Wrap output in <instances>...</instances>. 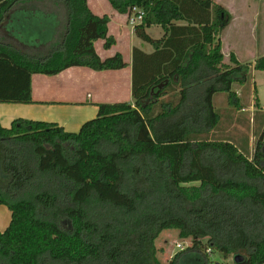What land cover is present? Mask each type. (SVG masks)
I'll return each mask as SVG.
<instances>
[{
    "label": "trees",
    "instance_id": "16d2710c",
    "mask_svg": "<svg viewBox=\"0 0 264 264\" xmlns=\"http://www.w3.org/2000/svg\"><path fill=\"white\" fill-rule=\"evenodd\" d=\"M107 1L121 15L144 11L134 32L154 52L133 49V103L98 104L97 117L77 133L25 119L0 124V206L12 215L0 231V264H210L208 249L234 255L233 264H264L258 99L253 120L260 130L251 151L249 137L239 146L215 136V96L226 95L242 111L233 86L248 80L247 66L233 54L230 65L224 62L219 36L228 11L213 0ZM33 2L64 8L62 38L52 41L56 16ZM37 15L44 17L31 21L39 34L27 46L9 26ZM51 23V35L41 40L46 28L39 25ZM4 24L16 43L0 42V104L33 103L32 75L128 66L120 53L104 60L97 54L95 42L104 40L109 50L115 39L108 16L95 15L88 0H0ZM154 26L164 36L151 37ZM253 69L264 72V56ZM167 230L190 244L164 263L156 243Z\"/></svg>",
    "mask_w": 264,
    "mask_h": 264
},
{
    "label": "crops",
    "instance_id": "0c3cea01",
    "mask_svg": "<svg viewBox=\"0 0 264 264\" xmlns=\"http://www.w3.org/2000/svg\"><path fill=\"white\" fill-rule=\"evenodd\" d=\"M106 1L107 0H97V2L99 3L94 5V3H91V0H88V6L95 15L100 17H103L105 15L108 16L109 36H113L115 39V44L109 50L104 49V40H98L97 42H95L96 52L103 60L112 57L117 53H120L128 66L121 70H109L100 72L93 71L89 68L84 67H73L61 72L56 76H45L40 74L32 75L31 95L33 103L26 105L0 104V124L3 128H10L12 122L16 119H25L39 122L55 123L63 127L65 131L74 133L76 130L81 129V127L86 122L97 117L98 104L117 102L133 103V49L138 48L139 50L147 54L153 53L154 50L150 45L143 43L136 37L134 29L128 24V15H121L117 13L115 10H113L111 5L110 7H107L108 5ZM99 8H104L105 12H94L93 9ZM226 10L230 15V25L235 23V21L240 22L242 19V22H244L248 19V12H245V14L242 13L241 16H239V20V18L236 19L235 15H233L229 11V7ZM43 12L48 15H55L54 12H48L47 9ZM257 15H259V13ZM57 23L59 28V20H57ZM181 24L183 25V23ZM259 25L260 20L258 26ZM65 26L66 24H64V27L59 30H62V32H64ZM159 28L161 29V31L159 32V38H161L162 36H164V30L161 27ZM149 29L147 30V32L149 31ZM242 29L243 28L241 26V30ZM56 34L55 38L57 36ZM221 34H223V31ZM221 34L219 36V39L221 41L223 53L224 45L221 40ZM242 36L245 35L242 34ZM11 38H13L14 40L11 41ZM2 41H15L14 36L11 35V32H9L7 28H5L4 30V36L0 37V42ZM118 45L121 46V48H118ZM113 49H116V51L114 50L113 52L115 54L112 53ZM101 52L104 56H101ZM258 58H256V60ZM225 59L227 58L224 55V60ZM256 60L252 63L253 65ZM260 109L264 111V107L261 105L259 107V110ZM255 111H257L256 107ZM2 223L4 222L2 221ZM7 223H9V221Z\"/></svg>",
    "mask_w": 264,
    "mask_h": 264
},
{
    "label": "rangeland",
    "instance_id": "374dc122",
    "mask_svg": "<svg viewBox=\"0 0 264 264\" xmlns=\"http://www.w3.org/2000/svg\"><path fill=\"white\" fill-rule=\"evenodd\" d=\"M218 4L223 5L226 9L229 7L230 12L235 15V18L240 20L242 13L248 12L247 21H235L232 25L229 24L224 30L223 34H221V40L224 45L223 54L227 59L224 60L226 64L230 65V55L233 54L237 61L241 64L246 65L248 69V80L244 85L235 84L233 86V90L235 91L239 101L243 106V110L239 111L227 103L226 95L219 94L214 98V104L217 110L221 114V122L218 130L215 133V136L222 138H228L232 142L238 144L239 146L244 145L243 141L246 140V137H249V150L253 148L256 139L254 135L257 137L260 128L258 124H254V113L255 111V99L256 97L259 99L260 105L264 107V72L256 71L253 69V62L256 58L264 55V0H214ZM91 3L94 5L98 4L97 0H91ZM107 7H110L108 1H106ZM34 8H39L40 10H46L48 12L52 11L55 13L56 20H59V28L57 29V36L55 42L62 38L63 32L59 30L64 27L66 24V16L63 7L51 5L44 2H33L29 4ZM96 7V6H95ZM101 7V6H99ZM94 12L100 13L105 12L104 8L93 9ZM259 13V15H257ZM261 14V15H260ZM18 17L23 18L22 22H13L11 24L15 33H19L20 37L24 38L25 45L33 46V39L36 34H39L37 24L31 22L35 18L38 19L40 17L43 19L44 17L37 16H26ZM33 17V18H31ZM35 17V18H34ZM260 20V25L259 24ZM36 21V20H34ZM57 24H54V27ZM7 26V27H8ZM43 29L46 28V32L42 34V39L48 38L53 31V24H49L47 26H42ZM242 26V30H241ZM6 28V24L0 27V37L4 36V30ZM40 28V27H39ZM161 29L159 27H153L149 29V34L153 38H159ZM245 36H242V34ZM16 36L15 34H12ZM18 35V36H19ZM263 36V37H262ZM255 38V39H254ZM14 40L13 38L10 39ZM11 41H7L8 43ZM16 41V40H15ZM44 43V42H41ZM121 48V46H117ZM50 49V46L47 47ZM116 51V49L112 50V53ZM42 50L41 52H44ZM26 52H34L32 50H26ZM35 53V52H34ZM115 54V53H113ZM101 56L102 52H101ZM252 66H249V65ZM264 110V109H263ZM93 120V119H92ZM80 129L76 130L74 133L79 132ZM73 133V132H71ZM12 219L11 212L6 206H0V231H5L6 228L10 225ZM2 221L4 223H2ZM9 221V223H7ZM6 224V225H5ZM8 224V226H7ZM176 243H181L184 246H189L190 242L183 241L178 238L177 233L175 231H163L160 237L157 240V247L161 250L162 260L164 263L169 261L171 257L178 251L176 248ZM210 264H233L234 263V255L224 256L218 252H214L210 255Z\"/></svg>",
    "mask_w": 264,
    "mask_h": 264
},
{
    "label": "built area",
    "instance_id": "2783aa9c",
    "mask_svg": "<svg viewBox=\"0 0 264 264\" xmlns=\"http://www.w3.org/2000/svg\"><path fill=\"white\" fill-rule=\"evenodd\" d=\"M144 18V11L138 8H133L129 15H128V24L135 29V27L142 23ZM176 248L180 251H183L186 249V246H184L181 243H176ZM208 254H212L211 249L207 250Z\"/></svg>",
    "mask_w": 264,
    "mask_h": 264
},
{
    "label": "water",
    "instance_id": "95a60500",
    "mask_svg": "<svg viewBox=\"0 0 264 264\" xmlns=\"http://www.w3.org/2000/svg\"><path fill=\"white\" fill-rule=\"evenodd\" d=\"M235 260H236L237 262H240V261H241V259H240L239 256H236V257H235Z\"/></svg>",
    "mask_w": 264,
    "mask_h": 264
}]
</instances>
